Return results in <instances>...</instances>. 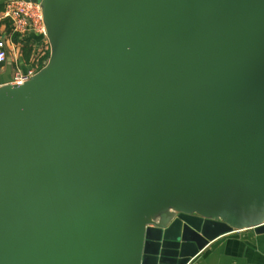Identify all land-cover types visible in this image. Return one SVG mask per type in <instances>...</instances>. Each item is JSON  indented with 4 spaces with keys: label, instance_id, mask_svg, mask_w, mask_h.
<instances>
[{
    "label": "water",
    "instance_id": "95a60500",
    "mask_svg": "<svg viewBox=\"0 0 264 264\" xmlns=\"http://www.w3.org/2000/svg\"><path fill=\"white\" fill-rule=\"evenodd\" d=\"M26 1L49 56L0 79V264H188L264 233V0Z\"/></svg>",
    "mask_w": 264,
    "mask_h": 264
},
{
    "label": "crops",
    "instance_id": "0c3cea01",
    "mask_svg": "<svg viewBox=\"0 0 264 264\" xmlns=\"http://www.w3.org/2000/svg\"><path fill=\"white\" fill-rule=\"evenodd\" d=\"M9 28L0 20L1 36L8 37ZM6 52L0 64V79L10 78L15 62H21L19 43L8 42ZM188 264H264V233L256 234L249 228L222 235L209 241Z\"/></svg>",
    "mask_w": 264,
    "mask_h": 264
},
{
    "label": "built area",
    "instance_id": "2783aa9c",
    "mask_svg": "<svg viewBox=\"0 0 264 264\" xmlns=\"http://www.w3.org/2000/svg\"><path fill=\"white\" fill-rule=\"evenodd\" d=\"M0 20L10 26L8 37L0 35V64L7 56L6 47L11 42V34L16 33L21 38L27 34L38 36L39 40L33 46V52L26 62H15L8 84H22L34 75L46 62L49 44L46 39L45 26L39 3L26 0H0ZM1 84V82H0Z\"/></svg>",
    "mask_w": 264,
    "mask_h": 264
},
{
    "label": "trees",
    "instance_id": "16d2710c",
    "mask_svg": "<svg viewBox=\"0 0 264 264\" xmlns=\"http://www.w3.org/2000/svg\"><path fill=\"white\" fill-rule=\"evenodd\" d=\"M2 4L0 3V10L2 9ZM10 30V28H9ZM11 41L13 43H19L20 44V54H21V62H26L33 51V44H36L39 40L38 36H35L33 34H27L23 37H19L18 34L13 33L11 34ZM49 56V51L47 52L46 57Z\"/></svg>",
    "mask_w": 264,
    "mask_h": 264
}]
</instances>
